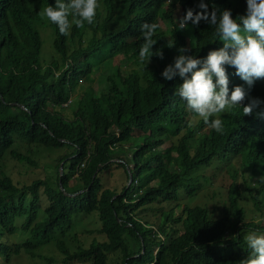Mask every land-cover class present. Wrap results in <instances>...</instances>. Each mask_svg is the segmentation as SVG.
<instances>
[{"label": "trees", "instance_id": "16d2710c", "mask_svg": "<svg viewBox=\"0 0 264 264\" xmlns=\"http://www.w3.org/2000/svg\"><path fill=\"white\" fill-rule=\"evenodd\" d=\"M203 2L218 15L238 9L235 0ZM200 3L98 0L95 22L64 36L39 14L55 0H0V264L49 245L63 258L45 264H108L109 255L114 264H240L248 257L244 237L264 233V221L245 222L238 186L264 207V85L244 103L259 101L251 115L239 106L218 114L224 128L217 133L176 94L182 78L162 76L181 47L202 59L215 42L222 46L204 20L180 29L176 19L190 8L200 12ZM145 22L159 25L153 51L164 54L150 63L139 57ZM42 36L52 41L47 55ZM41 150L57 155L48 174L18 186L10 176L15 162L38 165L28 156ZM223 171L234 179L226 203H201ZM105 175L117 177L116 187ZM142 208L151 222L138 216ZM91 215L104 241L72 250L75 220Z\"/></svg>", "mask_w": 264, "mask_h": 264}, {"label": "clouds", "instance_id": "9594fccd", "mask_svg": "<svg viewBox=\"0 0 264 264\" xmlns=\"http://www.w3.org/2000/svg\"><path fill=\"white\" fill-rule=\"evenodd\" d=\"M98 7V0H55L54 6L42 8L39 14L56 24L61 35L68 36L73 25L93 24ZM235 7L238 8L235 12L225 9L218 15V10L209 12L208 5L201 0L200 12L190 8L185 16L176 19L180 29L186 28L189 21L199 25L204 20L216 26L215 35L223 44L219 46L215 42L207 50V57L202 59L186 54L189 50L181 47L174 64L168 65L162 73L166 80L176 76L182 78L183 83L176 94L192 113L217 133H222L224 128L218 114L239 106L243 116L251 115L259 101L254 99L247 105L244 103L256 85H264V0H235ZM153 22L141 25L143 43L139 57L141 60L147 58L149 63L154 55L161 59L164 55L162 49L153 51L157 43L153 36L159 25L163 26L161 21H158L159 25ZM167 46L175 47V43L169 39ZM259 120L264 121V115H260ZM220 174L229 175L226 171ZM233 182L234 179L230 186ZM252 185H257L256 180ZM244 239L250 253L240 264H264V233L250 231Z\"/></svg>", "mask_w": 264, "mask_h": 264}, {"label": "rangeland", "instance_id": "374dc122", "mask_svg": "<svg viewBox=\"0 0 264 264\" xmlns=\"http://www.w3.org/2000/svg\"><path fill=\"white\" fill-rule=\"evenodd\" d=\"M175 17H178V14H174ZM44 29H42L43 31ZM43 38V36H42ZM44 55H47L48 52H51L50 46L52 47V41L50 42V45H48V42L44 40ZM120 60H117L115 64H119ZM100 77V76H99ZM95 89H97L96 85H93ZM22 148H19V152H22ZM25 152V150H24ZM24 152H22L24 154ZM57 155L54 153L48 152L46 150H41L37 152H32L28 157L32 158V160H35V162L38 165H32L28 164L26 161L21 163H16V168L11 170L10 176L13 179L15 183L18 184V186H23L24 183H30L31 181L37 179V178H44L48 173L45 168V166L51 162V158H55ZM15 160L12 159V162ZM11 162V163H12ZM10 163V164H11ZM8 164V165H10ZM6 165V166H8ZM133 166L131 165L130 168ZM121 172V169L116 171L114 174L117 176ZM105 175L104 181L106 179V183L109 185L110 188L116 187L111 186L114 185L115 179L117 180V177ZM233 179L227 174H220L217 176L216 180L213 182V186L204 194H202L201 199L199 200L201 203H208L212 204L214 199L219 198L218 202H221V206L223 207L224 203H226L227 198V192L230 184L232 183ZM239 181L241 179L239 178ZM131 181L130 179L126 181V186H130ZM105 185V186H108ZM245 186H238L239 192L242 193V196H245L244 200V207L246 208V219L245 222L252 221L254 224H261L264 221V207L263 203H260V209L256 208L251 200V197L248 195L247 192H243ZM257 186H254L256 188ZM254 193L256 190L253 191ZM207 196V197H206ZM258 200V199H257ZM138 216H141L143 218V221L146 222L147 220L151 222V214L150 211L148 212L146 208H142L138 211ZM77 222V223H76ZM101 228V222L98 220L96 215L91 216H84L79 217L75 220V227L74 230L71 231L70 238H65V241L68 239V245L70 248L76 249L78 245H81L84 243L85 245H88L91 241L97 240L99 242L104 241V237L99 233V229ZM16 242L23 241L24 239L15 238ZM73 240L74 242L71 244L70 241ZM83 245V244H82ZM36 256L30 257L27 254H23L19 258H14L12 264H45L47 259L54 258L62 259L63 255L59 252V250L52 245L45 246L43 248L36 249L35 250ZM109 261L108 264H114L116 260L115 255H109ZM3 261L2 259H0Z\"/></svg>", "mask_w": 264, "mask_h": 264}, {"label": "water", "instance_id": "95a60500", "mask_svg": "<svg viewBox=\"0 0 264 264\" xmlns=\"http://www.w3.org/2000/svg\"><path fill=\"white\" fill-rule=\"evenodd\" d=\"M130 181H131V178H130Z\"/></svg>", "mask_w": 264, "mask_h": 264}]
</instances>
